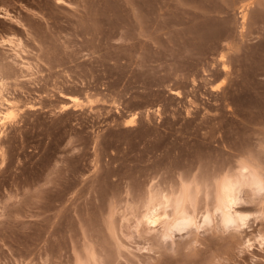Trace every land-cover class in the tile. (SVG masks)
I'll use <instances>...</instances> for the list:
<instances>
[{
  "label": "rangeland",
  "instance_id": "1",
  "mask_svg": "<svg viewBox=\"0 0 264 264\" xmlns=\"http://www.w3.org/2000/svg\"><path fill=\"white\" fill-rule=\"evenodd\" d=\"M65 1L0 0V264H264V189L213 211L264 182V0Z\"/></svg>",
  "mask_w": 264,
  "mask_h": 264
},
{
  "label": "bare ground",
  "instance_id": "2",
  "mask_svg": "<svg viewBox=\"0 0 264 264\" xmlns=\"http://www.w3.org/2000/svg\"><path fill=\"white\" fill-rule=\"evenodd\" d=\"M52 2H53L52 5H56V7L59 5L61 6L62 4H66L65 0H52ZM2 85L3 83L0 80V93H1ZM65 97H67V95ZM68 98L70 99V97ZM75 98L71 97V99H75ZM4 102L6 104L7 110L6 109H5L6 111L4 110L5 112H3V115L10 117V115H12L13 113V110L15 109L11 107L12 104L11 101L10 102L4 101ZM62 110L66 112L69 110V108L66 105L64 106V108H62ZM245 171L249 173V178L247 175L244 174ZM248 171L249 170L247 167H242L240 176H237V178H235L234 180L227 179L224 182H222L219 188V192H217L218 193L217 202H215L216 206L213 211L216 212L217 214L218 213L220 214L219 215L221 217L220 220L224 227H228V225L232 223L233 224L236 223L234 225L239 228L245 225L246 218L241 214H239L238 211H236L234 208V206H236L238 200V193L241 187H244L245 185H249V186L255 185L259 189H264V182L260 180L261 178H258L255 173ZM185 186L186 185L184 184V187ZM184 187L181 191H179V193L171 192L172 194H167V195H163V194L159 195V193L156 194L153 193V191L152 193L149 192L150 196H148L149 200H148V204H146L145 206L147 208L145 211V215L143 216L144 217L143 219L151 226L161 225L162 228L164 229L165 237L166 236L171 237L173 235L174 229L178 228L182 230L185 227L196 224L195 223L196 218H194L193 215H191V213L188 212V208H187L188 205L189 206L191 205L189 204V202L192 201L191 197L194 195V194L192 195V193L195 192H190V190L192 189H189L190 188L189 186H186L188 187L187 189L186 187L185 188ZM193 206L191 205V207ZM169 210L172 211L171 215H169L168 213ZM203 219H204L203 221L204 223L207 222L208 224L209 222H211V218L208 213L203 216Z\"/></svg>",
  "mask_w": 264,
  "mask_h": 264
}]
</instances>
